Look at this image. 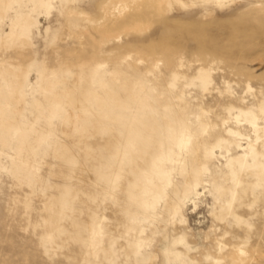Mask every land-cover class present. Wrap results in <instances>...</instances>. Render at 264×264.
I'll return each mask as SVG.
<instances>
[{"label": "rangeland", "instance_id": "rangeland-1", "mask_svg": "<svg viewBox=\"0 0 264 264\" xmlns=\"http://www.w3.org/2000/svg\"><path fill=\"white\" fill-rule=\"evenodd\" d=\"M0 264H264V0H0Z\"/></svg>", "mask_w": 264, "mask_h": 264}]
</instances>
